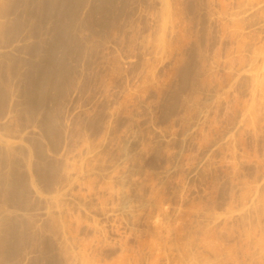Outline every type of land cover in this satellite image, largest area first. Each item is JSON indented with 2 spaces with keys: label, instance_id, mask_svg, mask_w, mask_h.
I'll return each instance as SVG.
<instances>
[{
  "label": "rangeland",
  "instance_id": "obj_1",
  "mask_svg": "<svg viewBox=\"0 0 264 264\" xmlns=\"http://www.w3.org/2000/svg\"><path fill=\"white\" fill-rule=\"evenodd\" d=\"M0 264H264V0H0Z\"/></svg>",
  "mask_w": 264,
  "mask_h": 264
}]
</instances>
